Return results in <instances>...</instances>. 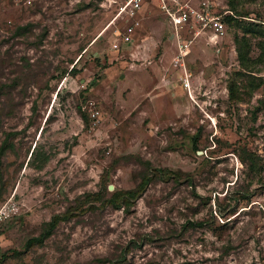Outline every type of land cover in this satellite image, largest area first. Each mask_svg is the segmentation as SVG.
<instances>
[{"label": "rangeland", "instance_id": "rangeland-1", "mask_svg": "<svg viewBox=\"0 0 264 264\" xmlns=\"http://www.w3.org/2000/svg\"><path fill=\"white\" fill-rule=\"evenodd\" d=\"M124 1L0 0L3 264H264V0H217L189 89L154 1L111 50Z\"/></svg>", "mask_w": 264, "mask_h": 264}, {"label": "built area", "instance_id": "built-area-1", "mask_svg": "<svg viewBox=\"0 0 264 264\" xmlns=\"http://www.w3.org/2000/svg\"><path fill=\"white\" fill-rule=\"evenodd\" d=\"M146 0H125L116 11L117 20H123L130 24L123 30L116 29L111 50L120 52L123 47L132 44V38L139 22L136 18L142 4ZM157 5L159 12L164 15L171 28V40L174 43L176 53L172 63L182 72L181 82L185 89L190 88L192 74L186 67L192 49L197 42H202L206 47H211L216 53L222 49V40L227 35V26L224 18L232 15V12L224 6H220L217 0H150ZM115 25V24H114ZM94 116V114L92 115ZM10 208L7 205L0 207V223L10 217Z\"/></svg>", "mask_w": 264, "mask_h": 264}, {"label": "trees", "instance_id": "trees-1", "mask_svg": "<svg viewBox=\"0 0 264 264\" xmlns=\"http://www.w3.org/2000/svg\"><path fill=\"white\" fill-rule=\"evenodd\" d=\"M228 10L232 12V15H228L224 18L227 29L229 26L230 27H232V26L240 27V25L237 24L236 16H242V15H239V13H237V11L235 10V6L232 3H229V9ZM241 29H243L244 34L252 32L250 28L242 27ZM234 41L237 45L238 62L240 63L241 66L245 67L246 64L248 63L247 55H248L249 41L246 39L245 35L240 37V38L235 37ZM116 200H117L116 195H112L110 198V203L113 207L119 208V205L116 204ZM4 224H6V221H3L0 223V228ZM48 226H50L48 231L45 230L44 233L38 238H32V239L28 240L26 242L25 246L29 247L30 245H32L34 243H41L43 241V239L49 234V232L53 228L52 226H54V223H50V224H48ZM1 232H2V230L0 229V233ZM6 251L7 250L4 249L1 245V234H0V264H3L5 262Z\"/></svg>", "mask_w": 264, "mask_h": 264}, {"label": "crops", "instance_id": "crops-1", "mask_svg": "<svg viewBox=\"0 0 264 264\" xmlns=\"http://www.w3.org/2000/svg\"><path fill=\"white\" fill-rule=\"evenodd\" d=\"M227 30H228V29H227ZM136 31H137V30H135V32H134V34H133V38H132L133 40H134V36L137 34ZM226 37H228V33H227ZM226 37H225V38H226ZM169 39H170V41H172V40H171V28H170V37H169ZM133 40H132V43H133ZM173 44H174V43H173ZM181 74H182V72H181Z\"/></svg>", "mask_w": 264, "mask_h": 264}, {"label": "water", "instance_id": "water-1", "mask_svg": "<svg viewBox=\"0 0 264 264\" xmlns=\"http://www.w3.org/2000/svg\"><path fill=\"white\" fill-rule=\"evenodd\" d=\"M109 189L111 190L112 188H111V187H109Z\"/></svg>", "mask_w": 264, "mask_h": 264}]
</instances>
